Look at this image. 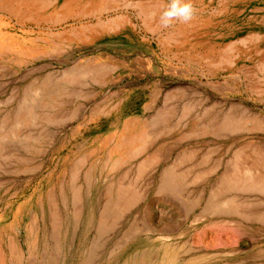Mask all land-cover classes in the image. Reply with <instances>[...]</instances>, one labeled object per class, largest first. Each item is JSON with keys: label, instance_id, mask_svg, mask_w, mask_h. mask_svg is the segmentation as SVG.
<instances>
[{"label": "rangeland", "instance_id": "rangeland-1", "mask_svg": "<svg viewBox=\"0 0 264 264\" xmlns=\"http://www.w3.org/2000/svg\"><path fill=\"white\" fill-rule=\"evenodd\" d=\"M192 2L0 0V264L89 218L97 263L264 264V0Z\"/></svg>", "mask_w": 264, "mask_h": 264}, {"label": "bare ground", "instance_id": "bare-ground-1", "mask_svg": "<svg viewBox=\"0 0 264 264\" xmlns=\"http://www.w3.org/2000/svg\"><path fill=\"white\" fill-rule=\"evenodd\" d=\"M89 220L90 218L86 222H84V225L81 227L80 229L81 232H80L79 239H78V242L80 245L87 244L86 252H80L81 247L78 244H77L78 247L76 246L74 247L75 240L73 236L75 234L74 232H76L79 226L77 227L73 226L72 231H70L69 229L64 230L65 228L62 227L63 223H59L58 225L53 226L54 232H53L52 238L55 241V244L50 248V251L48 252V254L44 256L45 258L43 257L44 259L42 262H40V264H72L69 262H73V260L75 259V256L78 257L77 264H102V263L104 264L110 261V257L112 259H115V258H118L120 255H123L121 253H116L114 255L113 253V256L112 255L110 256V251H109V253L101 259L102 263H97L96 261H94V258H96L98 254V253L96 254V251L98 248V245L96 244L98 240L92 241V244L91 242L89 243V240H88L89 233L91 232V221ZM101 229H102V226H101ZM97 230H98L97 231L98 233L102 232L100 230V226L98 227ZM72 233H73V236H72ZM161 244H163L162 241H161ZM29 247L31 250H33L31 246ZM168 248L169 247L167 246L163 247V245H160V243H158L157 245V243H155L151 239H146L140 235H136L132 239V241L128 243V246L125 250L126 252H124L125 254L127 253V255L124 257L122 263L123 264H136V260L146 259V260L152 261L154 264H164L165 263L164 253L167 252ZM112 251H113V248H112ZM83 253H84V256H82ZM31 256H33V252L31 253ZM166 257L168 259L167 264H174L175 260L173 256H166Z\"/></svg>", "mask_w": 264, "mask_h": 264}, {"label": "clouds", "instance_id": "clouds-1", "mask_svg": "<svg viewBox=\"0 0 264 264\" xmlns=\"http://www.w3.org/2000/svg\"><path fill=\"white\" fill-rule=\"evenodd\" d=\"M195 13L192 0H168L167 6L160 12L159 23L162 28H169L175 22L187 24Z\"/></svg>", "mask_w": 264, "mask_h": 264}]
</instances>
